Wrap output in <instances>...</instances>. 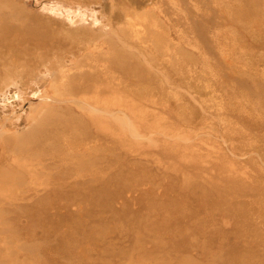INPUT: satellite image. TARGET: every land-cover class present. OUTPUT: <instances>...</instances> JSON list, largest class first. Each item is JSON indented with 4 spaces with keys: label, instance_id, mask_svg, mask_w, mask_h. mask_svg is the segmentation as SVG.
Instances as JSON below:
<instances>
[{
    "label": "rangeland",
    "instance_id": "rangeland-1",
    "mask_svg": "<svg viewBox=\"0 0 264 264\" xmlns=\"http://www.w3.org/2000/svg\"><path fill=\"white\" fill-rule=\"evenodd\" d=\"M0 264H264V0H0Z\"/></svg>",
    "mask_w": 264,
    "mask_h": 264
}]
</instances>
